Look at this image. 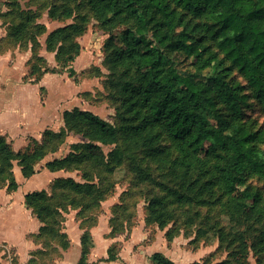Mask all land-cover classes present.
I'll list each match as a JSON object with an SVG mask.
<instances>
[{"label":"trees","instance_id":"trees-1","mask_svg":"<svg viewBox=\"0 0 264 264\" xmlns=\"http://www.w3.org/2000/svg\"><path fill=\"white\" fill-rule=\"evenodd\" d=\"M86 4L106 30L113 32L123 27L118 38L110 40V62L115 71H120L122 105L133 116L128 119L127 133L131 140L150 149L154 158L170 164L176 176L185 178L187 186H182V193H173L175 202L210 206L218 203L219 193L231 217L253 219L256 223L264 220L263 193L249 183L252 178L264 181V125H259L258 119L248 112L258 110L264 115V0H86ZM56 9L51 10L52 17L58 15ZM65 15L71 13L66 11ZM31 22L30 15L8 31V38L31 44L33 58L42 63L32 65L25 79L39 83L44 75L58 70L47 67L38 52V37L45 32V26L36 19L33 25ZM85 30L83 23H73L48 35L47 49L57 50V62L62 68L79 56L81 48L75 38ZM173 54L192 58V65L199 71L211 70L202 77L183 74L171 58ZM236 72L244 82L236 79ZM64 120L66 128L84 129L94 142L113 145L118 141L117 127L92 111L78 107L66 110ZM61 132L48 129L44 135H52L57 145ZM163 137L170 143L165 149L157 147ZM57 149L48 151L45 143L37 141L36 146L29 142L25 150L15 151L7 138L0 136V188H18L14 161H18L24 177L29 178L36 174L37 165ZM89 149L86 144L75 145L74 152L48 161L46 167L52 171L68 170L72 168L68 164H81L89 158L91 165L102 164ZM110 156L115 163L123 160L119 149ZM96 186L92 181L59 177L50 191L27 194V207L42 223L35 235L36 242L48 235L65 239L66 243L58 246L69 248L65 215L70 209H79L77 214L83 218L84 209L91 204L77 203L74 197L65 199L71 193L88 194L93 195L92 204H100L106 196ZM162 206L159 199L152 200L151 218L147 217V222L157 223L160 229L167 225V213L161 210ZM116 216L113 212V219ZM84 221H80L84 232L78 264H90L87 257L93 246V226H83ZM111 228L110 236L115 237L112 224ZM237 236L241 240L237 245L238 257L244 254L245 243L240 232ZM257 236L256 245L264 248V231ZM38 243L42 249L33 253L29 264L37 263L36 253L47 247L45 242ZM113 246L108 261L118 259ZM150 259L153 264H177L163 252L153 253Z\"/></svg>","mask_w":264,"mask_h":264},{"label":"rangeland","instance_id":"rangeland-1","mask_svg":"<svg viewBox=\"0 0 264 264\" xmlns=\"http://www.w3.org/2000/svg\"><path fill=\"white\" fill-rule=\"evenodd\" d=\"M53 7H57L58 15L52 17ZM66 11L71 15H65ZM62 12L65 13L61 15ZM30 15L32 17L30 25H33L36 19L45 26V32L38 37L39 55L46 60L47 67L58 70V73H48L45 78L43 77L42 99L47 101L50 108H55L56 112L55 121L48 124V129L58 133L62 131L56 141L58 147L54 144L56 139L52 135L45 136L44 133L40 140L30 137V145L36 146L38 141L41 144L45 143L48 151L58 148L49 155L63 159L74 152L75 145L82 143L90 146L89 153H92L97 162H102L96 166L91 165L89 158L87 162L81 164H68L72 167L68 170H58L59 177H72L79 182L92 181L98 189H103L99 193H102L103 197L106 196L100 204H92L93 195L71 193L65 200L74 197L77 203L91 204V207L84 209L83 218L77 214L79 209H70L65 215L66 221L72 216L79 224L83 219L85 220L83 226L91 227L97 225L99 219H105L106 222L101 226V230L103 227L106 229L108 225L111 231L112 224V234L116 233L115 237L122 238L119 243L113 244L115 254L120 253L122 244L126 243V254L135 250V253L147 252L146 256H149L153 251L164 253L167 250L171 254L169 257L176 259L178 264H231V262L232 264H264V248L262 245L261 247L256 245L259 241L257 235L260 231H264V220L256 223L253 219L245 221L243 218L231 217L219 193H217L218 203L210 206L198 203L181 205L175 202L173 193H182L184 190L182 186H187L185 178L176 176L170 164L154 158L149 154L150 149L129 138L128 119L133 116L128 115L122 105L120 86H118L120 71H115L110 62L112 54L110 40L112 37L117 39L123 27H118L113 32L103 28L93 16L86 0H0V34L3 35L0 38V52H2L0 56L12 52L10 65L17 62V58L29 57V60L25 61L27 74L31 71L32 65H39L42 62L36 57L33 58L31 44L26 41L10 40L8 31ZM73 23H83L86 27L85 32L75 38L80 44L81 51L68 67L62 68L57 62V50L47 49V38L53 31ZM28 51H30L29 56ZM171 58L183 74L202 77L211 70V68L204 71L197 70L192 65L193 59L185 54H173ZM15 67L20 72L23 70V66L19 63ZM234 75L238 81L244 82L239 73L236 72ZM76 107L92 111L115 125L119 130L117 143L104 145L91 140L84 129L66 128L64 112ZM248 112L258 119L259 125H264V115L258 110L249 109ZM169 145V141L163 137L157 147L165 149ZM118 149L123 154V160L115 163L110 154ZM170 156L173 159L174 152ZM249 183L254 188H259L264 196L263 180L252 178ZM154 199L163 202L161 210L164 214L167 213V225L164 229H160L155 222H147V217L151 218L149 204ZM52 202L54 204V201ZM113 212L118 214L116 219H113ZM54 227L57 228L58 225L55 224ZM167 232L169 238L166 236ZM237 232L242 234L245 243L244 254L242 252L238 257L236 253L239 254L240 249L237 245L241 240ZM159 234L161 236H158ZM37 242H45L47 247L36 253L37 263L34 264H55L56 259L62 258L63 251L68 250V247L58 246L66 243L63 238L53 239L46 235ZM161 242L168 249H165ZM149 246L155 249L144 248ZM5 255L8 257L11 254L7 250ZM9 258L8 264H22L15 257ZM235 259H241V262Z\"/></svg>","mask_w":264,"mask_h":264},{"label":"crops","instance_id":"crops-1","mask_svg":"<svg viewBox=\"0 0 264 264\" xmlns=\"http://www.w3.org/2000/svg\"><path fill=\"white\" fill-rule=\"evenodd\" d=\"M2 36L0 34V38ZM29 52H27L28 56ZM11 56L12 52L0 56V136L6 137L15 151H20L26 149L30 137L41 139L43 133L49 128L48 124L55 121L56 112L55 108H50L41 96V88L44 87L42 83L46 75L39 83L26 80L25 61H28L29 57L17 58V62L10 65ZM18 63L23 66L21 72L16 70L15 66ZM54 158L51 154L47 155L37 165L36 174L29 178L24 177L18 161H14L13 173L18 182V188L13 191H9L7 185L0 188V264H8L9 257H15L22 264H28L33 253L42 248L35 240V235L39 234L42 223L27 207L26 195L35 191H50L51 184L59 177V172L48 169L46 163ZM69 218L66 221L65 232L69 236L70 247L63 251L62 258L56 259L55 264H78L81 258V238L84 230L74 217L69 216ZM105 222V219H99L98 224L90 229L93 241L87 257L90 264H153L150 257L157 251L151 252L149 256H146L147 252L135 253V250L126 254V243L122 244V250L117 255L118 259L106 260L109 257L110 247L114 243H119L122 238L121 236L111 237L108 225L106 229L103 227L101 230ZM161 245L168 249L163 242ZM144 248L155 249L152 246ZM6 249L11 254L8 257L5 255ZM164 254L171 256L167 250ZM170 258L178 264L176 259Z\"/></svg>","mask_w":264,"mask_h":264}]
</instances>
